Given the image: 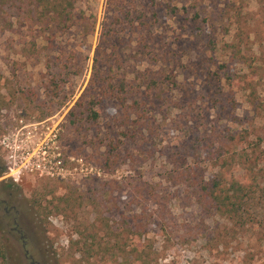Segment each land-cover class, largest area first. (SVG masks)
Listing matches in <instances>:
<instances>
[{"label":"rangeland","instance_id":"1","mask_svg":"<svg viewBox=\"0 0 264 264\" xmlns=\"http://www.w3.org/2000/svg\"><path fill=\"white\" fill-rule=\"evenodd\" d=\"M75 15L67 31L0 25L7 261L107 260L82 237L105 244L146 205L153 264H264V0H80ZM219 166L246 188L243 221L194 191Z\"/></svg>","mask_w":264,"mask_h":264},{"label":"trees","instance_id":"2","mask_svg":"<svg viewBox=\"0 0 264 264\" xmlns=\"http://www.w3.org/2000/svg\"><path fill=\"white\" fill-rule=\"evenodd\" d=\"M79 1L80 0H0V25H3L8 19H13L16 20V22L24 23L29 29L48 26L67 31L77 24L75 13ZM86 21L87 19H82L85 25H87ZM229 48L235 49V45ZM237 54H239V52L234 51L232 59H234ZM221 85L222 89L226 90L229 88L230 83L224 80L221 81ZM114 99L124 109L127 108L132 110L140 108L139 102L135 101L132 105H127V100L123 97H117L116 95ZM99 103H101V101L97 103L93 102L92 106L98 105ZM92 116L97 120L95 111H93ZM4 173L5 170L3 168L0 170V175ZM227 173L228 170H226L224 166H219V171L208 181L205 179L197 181L194 185V191L198 194L199 199L205 198L215 203L216 212H224L230 218L234 217V219L243 221L249 212V210L245 209L244 202L246 188L232 174L230 179H228ZM229 183L231 192H233L234 201L227 204L226 201L229 199L228 197H223L224 190L221 189V187L223 188V186ZM160 199L159 196L151 194L149 201H154L157 204L160 202ZM74 202L73 198L68 199V204ZM33 206L42 210L41 199H34ZM230 206L231 210L228 209ZM148 208V206L143 205L142 211L139 214L135 212L134 214H128V216L124 218L121 232L109 226L107 228L109 241L105 244L99 242L97 234L92 238L88 235L84 238L82 237L84 243L80 242L82 249L81 253L90 255L91 258L98 256L100 252L111 254V258L107 260L101 258L97 264H153L151 259L152 245L149 238L151 230L149 227V220L146 217L148 216ZM100 220V223L105 224L103 219ZM94 232H98L97 230L95 231V227ZM2 249L0 243V264H10L6 259L7 257L3 254ZM119 255H121V257H118Z\"/></svg>","mask_w":264,"mask_h":264},{"label":"flooded vegetation","instance_id":"3","mask_svg":"<svg viewBox=\"0 0 264 264\" xmlns=\"http://www.w3.org/2000/svg\"><path fill=\"white\" fill-rule=\"evenodd\" d=\"M0 184H4L2 185L3 192H0V195L1 193L2 194L7 193V188H9L8 185H6L5 183H0ZM8 203L9 201L7 199L0 198V212L3 213V218L6 222V229L11 235L14 236L15 233L19 232L18 223H17V216L19 212L16 210V207H12L11 209H9L7 206ZM11 222H13L14 225L13 227H10ZM32 264H37V263L33 261Z\"/></svg>","mask_w":264,"mask_h":264},{"label":"built area","instance_id":"4","mask_svg":"<svg viewBox=\"0 0 264 264\" xmlns=\"http://www.w3.org/2000/svg\"><path fill=\"white\" fill-rule=\"evenodd\" d=\"M9 170L12 172L11 174H8L9 178L11 177V178H13L15 180V182H18L21 179L20 171L15 172V169L13 167H10Z\"/></svg>","mask_w":264,"mask_h":264}]
</instances>
